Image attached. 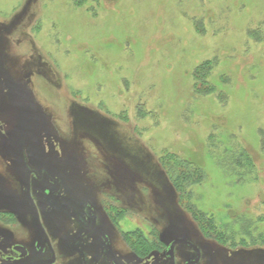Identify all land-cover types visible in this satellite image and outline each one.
Returning a JSON list of instances; mask_svg holds the SVG:
<instances>
[{
  "label": "rangeland",
  "instance_id": "obj_1",
  "mask_svg": "<svg viewBox=\"0 0 264 264\" xmlns=\"http://www.w3.org/2000/svg\"><path fill=\"white\" fill-rule=\"evenodd\" d=\"M28 172L95 207L88 264L107 236L118 264H264V0H0V264L39 257ZM31 192L55 264H84Z\"/></svg>",
  "mask_w": 264,
  "mask_h": 264
},
{
  "label": "flooded vegetation",
  "instance_id": "obj_2",
  "mask_svg": "<svg viewBox=\"0 0 264 264\" xmlns=\"http://www.w3.org/2000/svg\"><path fill=\"white\" fill-rule=\"evenodd\" d=\"M48 178H44V176H33V172L31 174V177L29 179V191H30V195L31 198L37 208L38 211V204L37 202H35L36 200L33 199V194H32V189L34 187V179L38 180V182L41 184V187L43 189L44 195L49 198L51 201H53L54 203H62L63 204V208L64 211L66 212V215L74 220L75 222H77L81 228L84 230V234L82 235V237H79L77 239H75V241L70 245V249L77 253L78 255H80L81 260L84 264H88V260H87V256L86 253L83 252L80 249H76L74 248V244L81 241L82 238L88 236L89 234L93 233L97 227H98V219H97V213H96V209L95 207H93L89 202H85L79 211V214H74L70 211V207H69V201L66 198H60L59 197V193H60V186L59 183L55 180L53 176H47ZM53 181L55 183H53ZM37 182V181H36ZM26 197H27V201L29 203L28 200V196H27V176H26ZM30 205V203H29ZM30 208L32 210L33 213V208L30 205ZM39 213V211H38ZM40 216V214H39ZM33 219H34V213H33ZM41 220V217H40ZM35 223V220H34ZM41 224L45 230V235L44 238L41 242L38 241V237L36 234V239H35V243H34V249H35V253L39 256L37 259H34L32 261H28L25 263H21V264H33V263H41V262H46L50 259H52L53 257H55V262L53 264H55L57 262V254H56V250L51 242L50 239V235L46 229V227L43 224V221L41 220ZM36 229V228H35ZM99 229V228H98ZM101 235V233H100ZM102 248H101V253L100 256L98 258L97 261H101L104 256L105 253L108 255L109 259L111 260V262L114 264H118V262L116 261L112 246H111V242H110V238L107 237H102ZM23 249L26 252V255L23 256V251L22 250H18V249ZM176 249V248H175ZM12 250L15 254H17V257H7L6 260L9 262H13L16 260H25L28 259L31 255V250L29 248H26L25 246L22 245H14L12 247ZM49 256H46V255ZM114 256V257H113ZM168 257V256H167ZM115 258V259H114ZM97 263V262H96Z\"/></svg>",
  "mask_w": 264,
  "mask_h": 264
},
{
  "label": "water",
  "instance_id": "obj_3",
  "mask_svg": "<svg viewBox=\"0 0 264 264\" xmlns=\"http://www.w3.org/2000/svg\"><path fill=\"white\" fill-rule=\"evenodd\" d=\"M32 172H28L27 173V196H28V200L29 203L31 205V207L33 208V213H34V220H35V228H36V232H37V237H38V241L41 242L44 238L45 235V230L41 224V220H40V216L39 213L37 211V208L31 198L30 195V191H29V179L31 177ZM189 245L191 247H194L191 243H189L188 241L182 240V239H176L173 241L172 245L170 246V249L166 252V256H168L172 261L174 260V255H175V248L178 245ZM18 250H22L23 251V256L26 255L25 250L23 249H18ZM199 259H197L196 261H191L187 264H196L198 262ZM55 262V257H53L52 259L46 261V262H41V263H33V264H53ZM117 264V263H116Z\"/></svg>",
  "mask_w": 264,
  "mask_h": 264
},
{
  "label": "bare ground",
  "instance_id": "obj_4",
  "mask_svg": "<svg viewBox=\"0 0 264 264\" xmlns=\"http://www.w3.org/2000/svg\"><path fill=\"white\" fill-rule=\"evenodd\" d=\"M118 238H119V236H118ZM121 241H122V238H119ZM176 250V249H175ZM154 255V254H153ZM152 256V255H151ZM117 257V256H116ZM174 258H175V255H174Z\"/></svg>",
  "mask_w": 264,
  "mask_h": 264
}]
</instances>
